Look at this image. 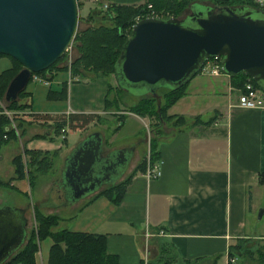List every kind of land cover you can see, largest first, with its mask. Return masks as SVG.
I'll list each match as a JSON object with an SVG mask.
<instances>
[{
    "label": "crops",
    "instance_id": "0c3cea01",
    "mask_svg": "<svg viewBox=\"0 0 264 264\" xmlns=\"http://www.w3.org/2000/svg\"><path fill=\"white\" fill-rule=\"evenodd\" d=\"M101 1L108 5L136 6L145 0ZM195 1L212 4L211 0ZM10 65L7 56H0V72ZM81 72L74 75L68 68L52 69L43 76L39 75L48 81L47 84L28 79L24 87L25 97L21 100L27 106L11 112L14 117L18 116L12 124L17 128L14 135L7 138L4 135L5 141L0 145L1 148L10 139L18 141V146L9 154L8 170L1 173L0 169V179L11 178L10 190L22 193L23 189H28L26 178H14L11 164L15 155H22L23 148L55 150V157L63 159L83 136L98 131L103 145L107 144L109 150L134 146L129 169L127 167L124 171L122 179L132 173L140 161L139 146L144 145V154L147 152L148 155L149 146L142 141L150 123L147 117L133 113L123 116L119 128L130 119L137 124L128 133L126 141H119L113 133L106 135L104 128L87 132L107 113L104 102L107 87L114 90L118 84L113 74L103 76ZM204 75L199 72L192 76L184 94L166 110L169 115H182L185 123L175 126L162 122V133L157 137L152 135L155 138V160L146 162V167L158 163L159 176L146 179L143 175L146 167L144 171L136 170L115 203L99 193L107 187L101 185L79 203L45 206L60 217L57 228L103 235L105 250L116 256V264H161V260H154L158 253L150 241L153 237L168 241L175 253L173 261H164L163 264H226L228 248L236 241L264 240V220L254 225L250 222L264 197V185L258 184V174L264 172V108L237 107L236 95L232 97L235 92L227 75L220 73L199 80ZM202 82L206 84L201 85ZM225 84L227 94L224 93ZM62 85L65 87L63 98L48 96V91H57ZM214 85L221 86L223 99L220 103L219 100L211 103L210 97L198 103L204 88L210 90L208 94L219 98V95L215 97ZM147 94L151 93H144ZM6 103L2 96L0 114L6 110L3 109ZM82 114H97L98 118L81 124L78 115ZM69 115L73 116L70 122L75 127L70 129L66 124L62 127L64 131L55 136L52 123L60 117L69 122ZM69 132L73 134L71 141H68ZM34 135L42 137L33 138ZM22 159L25 156L22 155ZM49 185L42 186L45 193ZM46 197L40 203L45 202ZM25 205L18 203L16 206ZM62 211L64 213L60 214ZM143 230H150V238L142 236ZM50 245L49 238L38 243L34 264H47Z\"/></svg>",
    "mask_w": 264,
    "mask_h": 264
},
{
    "label": "water",
    "instance_id": "95a60500",
    "mask_svg": "<svg viewBox=\"0 0 264 264\" xmlns=\"http://www.w3.org/2000/svg\"><path fill=\"white\" fill-rule=\"evenodd\" d=\"M180 17H142L122 42L115 71L119 87L154 93L161 83H186L213 57L221 73L243 72L264 92V10L194 2ZM77 23L75 0H0V54L21 68L10 78L3 100H16L31 73L47 68L71 42ZM134 146L103 150L92 131L64 156L61 175L50 184L41 206L71 205L115 181L125 171ZM27 205H0V264L26 238ZM263 209H259L257 218Z\"/></svg>",
    "mask_w": 264,
    "mask_h": 264
},
{
    "label": "trees",
    "instance_id": "16d2710c",
    "mask_svg": "<svg viewBox=\"0 0 264 264\" xmlns=\"http://www.w3.org/2000/svg\"><path fill=\"white\" fill-rule=\"evenodd\" d=\"M194 2L196 1L145 0L143 3L136 6L110 4L100 14L99 22L93 19L92 14H89L86 20L91 21V24L75 32L73 36V46L76 53L69 65L70 73L80 75L82 74L81 71H87L103 76L113 74L119 49L124 41L125 35L129 32L134 17L136 15L142 16L146 13V4H150L159 17H180L183 15L180 14ZM211 2L213 5H246L248 7L257 8L252 0H211ZM96 12H100V10ZM103 20L105 22H102ZM2 55L3 54H0V56ZM7 57L10 59L11 65L9 68L0 72V99L3 96L4 89L10 78L21 68V65L16 60L9 56ZM62 57L63 54L47 68L35 72V74L43 76L45 72L52 69L66 70V65L57 66V63ZM199 71L200 69L198 72ZM228 78L230 86L234 91L238 89L243 90L244 83L248 80L253 87H257V85L243 72L230 75ZM186 84L187 82L176 88H168L161 96L155 95V93H152L149 97L143 95L136 104L127 107V110L137 116L150 119L149 130L152 132L153 136L159 135L162 133L160 129L161 122L173 119L171 124L175 126L185 122V118L182 115H169L166 113V110L184 94ZM110 91H113V98H108ZM64 92L65 87L62 85L57 91H48V96L59 99L64 97ZM119 93V86L118 88L115 87L114 90H112L110 86L107 87V92L104 97L106 110L109 107L114 108V110L117 109L116 105L118 95H120ZM24 97L25 91L23 88L18 92L16 100L6 103L5 109L13 112L25 108L27 104L21 102ZM78 116L81 117V119H79L81 124H86L90 120L98 118L97 114H82ZM72 117L73 116L69 115V122H66L63 117H60L52 123L55 136L60 133V130L66 124H68L70 129L75 127L71 126L70 121ZM14 118L15 117L12 115L7 117L5 114H0V145L5 141L3 135L6 137L14 135L17 125L15 124L16 128H9L11 123L14 122ZM122 119L123 117H120L118 124L113 128V132L119 127ZM153 136L148 139V159L141 158L132 173L136 170L144 171L146 162L152 163L155 160V152L153 151L155 138ZM32 137L39 138L42 137V135H34ZM56 153L55 150L50 152L23 148L22 155L26 157L25 160L22 159V155L20 154L15 155L11 159L14 178H26L28 186H31L34 183L37 173H43L51 167L52 160L57 155ZM132 173L128 174L124 179L105 187L99 193L108 197L112 202H117L122 196L125 184ZM10 179L7 181L0 180V187L9 188L8 184ZM258 184L264 185V172H259ZM38 207L40 208V205L37 207L35 205L32 206L33 226L26 234L24 243L15 254L1 264H34V254L38 249V243L44 238H49L51 240L47 264H116V256L107 253L105 250V239L103 235L57 228L59 217L56 214L42 213ZM150 241L151 244L157 248L158 255L154 260L159 262L161 260V264H163L164 261L169 263L174 260L175 253L168 241L159 237H153ZM241 241L242 240L236 241L233 246L228 248V259L226 264H240V261L235 262L231 260L234 253H236L235 251H238V254L241 253ZM255 250H244V253L249 256H253V252H255L257 261L255 259L250 264H264V247L261 249L256 248Z\"/></svg>",
    "mask_w": 264,
    "mask_h": 264
},
{
    "label": "rangeland",
    "instance_id": "374dc122",
    "mask_svg": "<svg viewBox=\"0 0 264 264\" xmlns=\"http://www.w3.org/2000/svg\"><path fill=\"white\" fill-rule=\"evenodd\" d=\"M77 23H76V30L75 32L79 31L80 29H82L87 22V16L89 14H92V17L95 21L99 22L100 19V14L104 11L103 9H98L94 3L93 7L91 4L90 0H78L77 2ZM92 8H95V11H92ZM98 10H100V12H96ZM187 8L180 14H185L187 13ZM102 22H105L104 20ZM88 24H91L90 22ZM86 27V26H85ZM73 38L71 40V42L69 43V45L67 46V48L65 49V51L63 52V57L62 59L57 63V66L60 65H66L71 63L72 59L75 56V49L73 46ZM199 73V72H198ZM212 75H204L202 77H200L199 80H205L206 78H210ZM110 82L112 83V79L109 77ZM115 84V83H112ZM206 82H202L201 85H205ZM225 89H224V93L226 92V84H225ZM170 88L166 83H161L158 85V87L155 90V95L161 96L162 93L166 90ZM186 88V87H185ZM120 90V95H118L117 98V109L114 110V108L109 107L106 111L107 113H105L104 115H102V117L100 118L99 122L94 126V127H89L87 132H90L92 130H96L98 128H104L106 129V135L107 134H111L113 133V136L119 137V141H126L128 140V133L130 131H132L134 129L135 126H137L135 121H131L132 119L126 121V123L122 126V127H118L114 132H113V128L118 124V120L120 119V117H123L124 115H126L128 112L127 107L134 105L137 103V101L139 100V98L141 96L144 95V90H142L141 88L136 89V88H126V87H119ZM214 93H216V96L219 95V98H214V95L212 94H208L210 92V90H207L204 88V93L203 95L200 96V99H198V103L202 100H205V97H210L209 100L211 103H214L215 101L219 100V103L221 101L222 96H220V92L221 90V86L220 85H214ZM235 94L233 93L232 97L234 95H236V90L234 91ZM113 91H110L108 94V98H113ZM227 94V92H226ZM146 97L151 96V94H147L145 95ZM208 99V98H207ZM217 99V100H216ZM197 103H194V105H196ZM5 109V108H3ZM16 111V110H15ZM212 111H210L209 113L211 114ZM3 114H5V116L10 117L11 112L4 110ZM13 116V115H12ZM18 117V116H16ZM14 118V122L11 123V125L9 126L12 127V124L15 123V121L18 118ZM150 120V119H149ZM173 121V119H169L167 121H163L164 123L168 124V125H172L171 122ZM162 123V122H161ZM185 123V122H184ZM150 124V123H149ZM149 124L147 125L146 131L143 133L144 135V140H142L143 142H145V144H148V139L153 135L152 132L149 130ZM102 126V127H101ZM160 129L162 130V125L160 124ZM117 132V133H116ZM155 137H157V135H155ZM7 138V137H6ZM73 138V134H71L70 132L68 133V141H71ZM18 146V141L17 140H9L6 144H3L0 148V155H1V159H0V169H1V173H3L6 170H8L9 166H10V162L8 160L9 154L12 152V150ZM110 147L106 144L103 145V150L107 151L109 150ZM146 149V148H145ZM140 150H143L142 153L140 152ZM138 153L140 154V160L141 158H147V152L146 155L144 154V145L139 146L138 148ZM137 154V153H136ZM26 158V157H25ZM135 159V156H134ZM25 160V159H24ZM131 161V160H130ZM130 161L128 162L126 169L130 163ZM133 161V159H132ZM63 159L59 158V157H55L52 160V165L51 167L43 172V173H37L35 175V180L34 183L31 186H28V189H23L24 191L22 193H18L15 192L14 190H10V188H6V187H0V205H12V206H16L18 203H22V204H26L27 205V209L25 211V216L27 219V226H26V232L28 233L29 230L31 229V227L33 226V215H32V206H38L40 205L39 210L42 213L45 212H52L51 214H56L54 213L55 211L50 209V208H44L41 206V201L44 200L45 195H47V192L45 193L43 191L44 188H42V186L46 185V184H51L53 181H55L57 178L60 177L61 175V170L63 167ZM125 169V172H126ZM129 169V167H128ZM125 172H123V175L120 177V179H118L117 181L121 180L123 178V176H125ZM1 181H5L3 179H0ZM7 181V180H6ZM27 181V179H26ZM116 181V182H117ZM114 181L110 180V181H104L102 184L103 186H108L110 184H112ZM28 184V183H27ZM50 186V185H49ZM81 200L78 201V203ZM263 209L264 212V197L261 200L260 205L256 208V210L253 213V216L250 219L251 224H258L261 223L264 220V213H262L260 218H257V214L259 209ZM64 211H62L63 214ZM57 215V214H56ZM58 216V215H57ZM59 217V216H58ZM59 221H60V217H59ZM58 221V224H59ZM57 224V226H58ZM254 229V227H252ZM150 233V230H143V234L142 236L144 237L145 233ZM150 238V236L147 237V239ZM241 245H242V250L241 253L238 254V251H235L236 253H234L232 260L231 261H240V264H250L252 263L255 259H256V248H263L264 247V240L262 239H252V238H248V239H241ZM248 249V250H255V252H253V256H249L246 253H244V250ZM238 255V257H237ZM257 261V259H256ZM255 261V262H256ZM253 264H258V263H253Z\"/></svg>",
    "mask_w": 264,
    "mask_h": 264
},
{
    "label": "built area",
    "instance_id": "2783aa9c",
    "mask_svg": "<svg viewBox=\"0 0 264 264\" xmlns=\"http://www.w3.org/2000/svg\"><path fill=\"white\" fill-rule=\"evenodd\" d=\"M98 9L105 10L108 7V4L101 1V0H90ZM78 0H75L76 6ZM252 2L257 6V8L264 10V0H252ZM146 13L142 16L136 15L132 22L131 26L136 22L138 19L142 17H159L157 12H154L150 4H146ZM97 9V10H98ZM69 64H66V67L69 69ZM202 74L206 75H218L221 73L219 67V58L213 57L206 60L200 68ZM29 79L41 82L43 84H47L48 81L45 80L43 77L39 76L38 74L31 73ZM236 106L240 108H254V109H262L264 108V92L257 87H253L250 81H246L243 86V90H236ZM64 129L62 128L60 132H63ZM4 137V135H3ZM159 167L158 163H153L148 165L143 173L146 179L149 178H156L159 176ZM161 233V232H160ZM159 235V233H158ZM150 236L147 232L144 234V238Z\"/></svg>",
    "mask_w": 264,
    "mask_h": 264
},
{
    "label": "flooded vegetation",
    "instance_id": "af4514ba",
    "mask_svg": "<svg viewBox=\"0 0 264 264\" xmlns=\"http://www.w3.org/2000/svg\"><path fill=\"white\" fill-rule=\"evenodd\" d=\"M26 234H27V232H26Z\"/></svg>",
    "mask_w": 264,
    "mask_h": 264
}]
</instances>
